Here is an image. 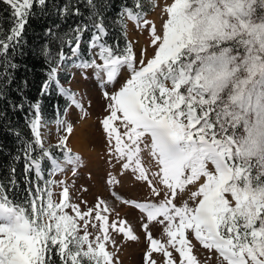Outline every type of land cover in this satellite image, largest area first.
Instances as JSON below:
<instances>
[{
  "label": "snow or ice",
  "instance_id": "6c2138e0",
  "mask_svg": "<svg viewBox=\"0 0 264 264\" xmlns=\"http://www.w3.org/2000/svg\"><path fill=\"white\" fill-rule=\"evenodd\" d=\"M0 5V133L16 145L0 169V264H122L129 241L143 244L142 264H264V0L121 4V29L131 21L146 33L139 52L108 31L113 0ZM30 20L40 32L28 39ZM77 70L101 102L107 196L91 202L89 187H75L82 156L69 146L71 111L88 118L91 100L61 82ZM68 172L71 184L55 178ZM127 184L141 194H124Z\"/></svg>",
  "mask_w": 264,
  "mask_h": 264
},
{
  "label": "rangeland",
  "instance_id": "374dc122",
  "mask_svg": "<svg viewBox=\"0 0 264 264\" xmlns=\"http://www.w3.org/2000/svg\"><path fill=\"white\" fill-rule=\"evenodd\" d=\"M146 3V10H147ZM159 14V9L149 12L147 18L155 19ZM127 41L134 42V46L139 52L145 44L146 33H141L137 29L133 22L125 21V27L122 29ZM70 78L68 83H63L65 87L71 88L72 91L77 92L80 97L83 98V102L87 105L91 100V107L89 108L90 116L84 120H78L79 113L76 110L71 111L69 119L75 124V133L69 141V146L78 154L82 156L83 167L80 170L79 176L75 179V187L87 186L90 191L85 198L91 202L94 194L103 193V189L100 187V176L102 174V168L104 164V150L101 140V134L98 130L96 119L101 115V102L96 90L94 80L91 78L84 80L79 77L77 70L76 78L73 79L72 72H70ZM56 124H46V127L42 129L45 133V140L47 143L55 144L58 133L56 132ZM91 173L93 179L89 180L88 176ZM56 179H67L71 184L73 179L70 172L64 175H58ZM59 189H57V192ZM124 194L130 196H137L141 193L134 188L131 184H127L122 190ZM107 196V193H103ZM129 221L135 224V220L131 214L127 217ZM137 234H140V229L137 226ZM155 234V231H154ZM143 244L135 241L126 242L122 250L119 253V257L122 264H142V252ZM200 259L203 261V255L197 253Z\"/></svg>",
  "mask_w": 264,
  "mask_h": 264
},
{
  "label": "trees",
  "instance_id": "16d2710c",
  "mask_svg": "<svg viewBox=\"0 0 264 264\" xmlns=\"http://www.w3.org/2000/svg\"><path fill=\"white\" fill-rule=\"evenodd\" d=\"M114 7L108 9V17H107V24L109 26L108 31L115 37L117 42L121 41V37L124 36L123 30L120 27L119 21L116 18V12L119 10V5H127L132 7L133 0H113ZM0 12H3V6L0 5ZM4 16H7L6 12H3ZM7 27V25H5ZM40 32V21L38 20H30L29 25L26 30V37L31 39L38 35ZM109 43H113V41L106 37ZM126 42V41H125ZM42 74V69L37 66L32 73L29 74V80L32 83V87L27 90L29 97L35 95V82L39 75ZM70 72L65 74L64 78L62 79V83H68L70 78ZM59 104L62 108L64 106V98H54L52 99V104ZM62 114V113H61ZM43 119L46 124H51L55 122V116L53 115V109L51 107H44L43 108ZM24 116V113L21 112L17 116H14L12 119L14 120L15 124L19 126L23 124V120L21 117ZM0 146L3 148V157L0 158V169H5L11 163V156L15 153L16 145L14 143V139L12 136L6 135L4 133H0ZM18 168H22V162H15Z\"/></svg>",
  "mask_w": 264,
  "mask_h": 264
}]
</instances>
